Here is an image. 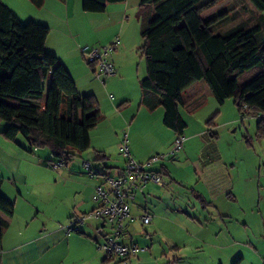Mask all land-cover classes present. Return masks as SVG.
I'll use <instances>...</instances> for the list:
<instances>
[{"label": "crops", "instance_id": "0c3cea01", "mask_svg": "<svg viewBox=\"0 0 264 264\" xmlns=\"http://www.w3.org/2000/svg\"><path fill=\"white\" fill-rule=\"evenodd\" d=\"M246 1L249 4L246 11H243L249 13L247 19L250 15L264 16V11L257 10L249 0ZM31 2L42 13L39 14V19L29 18L47 25L50 29L44 44L45 50L64 64L81 95H96L92 85L100 84L94 81L93 70L85 64L86 60L79 48L83 45L112 43L107 38L113 28L120 26V44L109 54V59L116 68V74L110 77L109 88L116 87V100L114 95L109 97L107 85L104 86L105 92L100 86L97 102L100 119L89 132V147L81 154L77 153L85 158L82 161H69L61 169L62 177L53 181L49 191L44 193L33 187L22 189L15 180L13 186L9 183L10 191L3 185V179L0 193L13 201L14 211L12 215L0 211V217L6 222L0 242V264H264V175L252 177L249 172L252 167L248 169L245 157L231 146L223 152L217 144L205 142V133L210 132L211 137L217 136L212 132V128L206 127L207 124L213 123H209L210 119L205 125L194 117L196 114L202 115L203 106L211 103V107H214L211 100H208L214 98L202 80L192 83L181 93V114L182 110L187 114L192 113L193 121L197 124L195 131L187 132L186 138L190 141L180 149V158L183 161H173L171 157H166L155 165L169 180V187L165 191H168L171 185L174 194L178 186L188 189L200 207L196 203L190 209L181 195H178V203L174 204L173 210L166 205V211H169V207L172 213L160 211L158 202L152 211L148 204L158 200L159 194L163 192L157 191V187L151 185L144 194L136 195L130 203V217L124 220L127 241L139 246L141 245L136 235H139L141 230L145 232L143 235H147V232H154L164 224L162 220H167L171 228V239L167 245L159 250L158 246L154 248L152 243L141 241L145 244L142 245L143 250L124 261H113L101 255L95 246L94 241L98 229L102 228V221L92 219L81 226L80 232L70 235L64 232L61 226L70 217L87 213L96 206L93 200L94 189L102 183L104 176L117 175L123 169V155L121 154L122 162L113 165L115 162L110 160L109 151L119 150L124 128L127 127L129 145L134 148L137 144L147 150L142 153L129 148L138 162H146L155 154L168 153L178 134L164 125V111L160 105L154 109L142 105L140 80L137 86L131 84L128 89L123 85L119 88L116 86V83L125 80L118 75L123 72L126 52H129L132 44L139 42L137 37L142 41L138 19L139 0L109 3L100 13L84 11L79 0ZM131 20L133 23L135 21L137 37L132 39L130 44L126 27ZM90 33H101L102 37L98 39L100 43H87ZM101 82L103 83L102 80ZM234 106L236 108L235 104ZM233 118H229L227 122ZM256 121L255 118V123ZM186 124L187 128L188 123ZM94 131L99 133L97 141L93 140ZM254 135L257 138L255 126ZM147 136H150L148 140H142ZM194 140L199 141V150L204 151L202 154L206 158L205 162L201 161V156L193 148ZM245 144L247 148H251L248 139ZM89 148L91 151H87ZM45 149L30 148V154L47 157L49 152ZM96 152L100 153V157H96ZM244 154L246 156V153ZM193 155H197V158H192ZM89 157L103 168H93ZM85 162L91 163L89 170L83 166ZM262 165L264 161L258 158V169ZM35 166L50 170L40 160ZM54 170L58 171L60 168ZM178 170L183 172L182 176L181 173L178 174ZM199 186L206 188L208 194L198 189ZM137 197L146 200L141 203L137 201ZM143 213L151 215L148 229L142 224ZM154 250L155 253L152 254Z\"/></svg>", "mask_w": 264, "mask_h": 264}, {"label": "trees", "instance_id": "16d2710c", "mask_svg": "<svg viewBox=\"0 0 264 264\" xmlns=\"http://www.w3.org/2000/svg\"><path fill=\"white\" fill-rule=\"evenodd\" d=\"M123 1L81 0V7L100 13L107 4ZM219 1L139 0V51L146 69L141 103L149 109L160 105L164 125L182 135L187 124L181 93L202 80L219 105L231 98L241 119L255 117V134L264 139V16L250 15L247 27L217 33L216 19L202 14ZM249 2L264 11V0ZM49 31L34 20L23 23L0 0V118L6 121L1 134L9 140L20 134L31 149L47 148L68 164L89 147L100 110L96 98L79 94L68 69L45 50ZM0 211H14V203L1 193ZM5 226L0 217V242Z\"/></svg>", "mask_w": 264, "mask_h": 264}, {"label": "rangeland", "instance_id": "374dc122", "mask_svg": "<svg viewBox=\"0 0 264 264\" xmlns=\"http://www.w3.org/2000/svg\"><path fill=\"white\" fill-rule=\"evenodd\" d=\"M4 4L9 6L15 14L18 16L20 21L23 23L28 22L30 19L29 17H35V19H39V14L42 13V11H38L36 6L30 1V0H2ZM81 3V0H79ZM249 3L246 0H220L217 5L212 7L211 9L207 10L206 12L203 13V16L206 17V19H209L213 17L216 19V21L212 23H216V27H214L215 32H221V33H228L234 29H238L241 27H247L248 24V19L247 16H249L248 12H244L243 10L246 11L247 5ZM35 21V20H34ZM134 24V29L133 28ZM110 29V28H109ZM126 35H127V40L132 43V39H135L137 37L136 34V27H135V21L131 20L129 22L128 27H126ZM120 26H117L111 30L110 36L107 39H110V42H113L116 38L119 39L120 41ZM85 37V36H82ZM102 37L101 33H90L88 35V39L86 40L87 43H94L98 44V39ZM137 40H139L138 43H134L130 46L129 52H126V60L123 62V72L122 74H119L118 76L124 77L125 80L123 82H118L116 83L117 88L119 86L123 85V87L127 88L133 84L134 86H137L139 83V80L144 78L146 75V69H145V58L144 56L141 55L139 48L142 44L141 39L137 37ZM94 41V42H92ZM105 41H107L105 39ZM66 42H69L66 40ZM120 43V42H119ZM69 45V43H68ZM109 58V54H108ZM85 64L87 65L88 68H91V66L84 61ZM94 67V66H93ZM93 79L95 82H98L100 86L104 88L105 85H107V93L110 97V95H114V98L116 100V87L115 89H110L109 88V80L110 77H105L102 78L103 83L101 80L97 79L95 74L93 73ZM112 77V76H111ZM123 79V78H122ZM105 82V83H104ZM100 86L94 84L92 85L93 91H96V95L92 93V95L96 98L97 102L99 99L100 95ZM105 92V88H104ZM211 100L212 104H214V107H211V103L203 106L201 113L196 114L194 117L198 118V121L201 123H204L206 125V121L209 119L212 120V124H207L206 127L212 128V132L216 134L217 137H211L210 132L205 133V142H213L217 144L221 150L224 152L225 150L228 149L229 146L232 147V149L237 150L240 152L242 156L245 157L246 161L248 162V169L252 167L249 172L252 177L258 178L259 176L264 175V165L259 166L258 169V158L259 160L264 161V141H262L260 138H256L254 135V126H255V118L254 117H246L244 119H241V116L239 115L237 111V107L235 108L233 104V100L231 98L225 99V101L222 104H217L215 103L214 99H208ZM208 112V113H207ZM192 113H186L184 110H182V115L183 118L186 120L188 123V127L184 131V139L182 142L181 148L184 147V144H187L188 138H186L187 132H193L197 128V124L193 121V116L191 115ZM234 117L232 121L227 122L229 118ZM202 118V119H201ZM6 121L0 118V184L3 182V179L5 180L3 185L6 186L8 189L11 191V186H13V181L15 180L20 184V187L24 189L25 187L27 188H36L40 192H47L51 189L54 180H59V177H62V172L60 170H54L50 165L49 162L53 161L56 162L59 159H56L53 157L52 153L46 148L45 150H48L49 155L47 157H43L40 155L33 156L30 154V147L25 139L24 136L18 135L14 140H9L6 139L2 134L1 131L4 130L6 127ZM93 129V128H92ZM122 132V137L123 138V133L126 135L127 133V127L124 128ZM91 131V129H90ZM93 135V140L97 141L99 140L98 136L99 133L98 131H94L92 133ZM97 136V138H95ZM183 136V135H182ZM127 137V136H126ZM150 136L142 138V140H148ZM213 138V139H211ZM129 138L127 137V144L129 148L132 150H137L140 152H147V150H143V148H140V145H135L134 148L129 145ZM248 139L251 144V148H247L245 141ZM193 148L197 152L199 156H201V161L205 162L206 158L204 157V151H200V144L199 141H193ZM180 148V149H181ZM178 150L170 159L173 161H177L180 159V161H183L182 158H180V151ZM87 151H91V148H89ZM86 151V154H88ZM130 151V150H129ZM111 157L110 160L114 161L115 164L113 165H119V162H122V156H121V150H112L110 149L109 151ZM246 153V156L245 154ZM81 154V153H80ZM131 156L133 157L132 152L130 151ZM91 154H89L90 156ZM85 158V156H81L78 154L73 155V160L76 161H82ZM192 158H197V155H193ZM90 161L92 162V166L94 167H101L92 159L89 157ZM42 161L44 165H47L48 169L45 168H37L35 164H37L38 161ZM255 162V164H253ZM13 163V164H12ZM27 163L28 166L25 164ZM124 164V162H123ZM124 166V165H123ZM247 169V170H248ZM258 171V172H257ZM181 173V175L179 174ZM178 174L180 176L183 175V172L181 170H178ZM64 175V174H63ZM58 177V178H57ZM167 181V186L165 187H159L156 186L155 184L148 183L146 186V189H149V186L153 185L157 188H155L159 192H163L162 194H159L160 198L153 203L148 204V207L152 209V211L156 208L157 202L159 204V209L162 212H167V213H172L171 210L174 208V204L178 203L177 199L178 195H181L182 199H184V202L186 205L192 209L193 204L196 205L198 204V201L196 200L195 197L191 194V191L188 189H183L181 187L176 188V194H174V189L171 188L168 191H165L169 187V180L166 178ZM10 183V184H9ZM27 185V186H25ZM198 189L204 190L206 192V188H201L199 186ZM185 190V191H184ZM145 193V191H144ZM184 193V194H183ZM207 193V192H206ZM183 194V196H182ZM208 194V193H207ZM142 195V194H140ZM139 196V195H138ZM146 199H143V197H137L138 202H144ZM188 200L190 202H188ZM177 201V202H176ZM13 202V201H12ZM166 205H168L171 210L168 207L169 211H166ZM200 207V205L198 204ZM155 212V211H154ZM69 220V219H68ZM67 220V222H68ZM67 222L64 224L66 225ZM161 226L158 227L154 232H147L149 237L145 234L143 230H139L140 233L139 235H136L137 241L140 243L141 247L142 245H145L141 241H147L148 244L152 243V245L158 246L159 250H161L162 246L167 245L168 240L171 239V228L169 226V223L167 220H162ZM149 226H147L145 229H148ZM150 231V230H149ZM76 233V232H73ZM72 233V234H73ZM151 238V240H150ZM138 245V244H137ZM161 245V246H159ZM96 246V245H95ZM97 249V248H96ZM98 250V249H97ZM98 252L103 255L99 250ZM155 253V250L152 251V254Z\"/></svg>", "mask_w": 264, "mask_h": 264}, {"label": "built area", "instance_id": "2783aa9c", "mask_svg": "<svg viewBox=\"0 0 264 264\" xmlns=\"http://www.w3.org/2000/svg\"><path fill=\"white\" fill-rule=\"evenodd\" d=\"M119 42L116 38L110 44L83 45L79 48L86 62L94 66L93 73L97 79L102 80L116 74V68L108 58V54L120 44ZM183 139L182 135H177L168 153L155 154L146 162H138L131 156L127 137L124 134L120 145L121 154L124 157L123 169L117 175L104 176L102 183L96 185L94 189L93 200L96 206L87 213L70 217L67 224L61 226L64 232L67 235L80 232L84 223L92 219L100 220L103 225L98 229L94 242L106 259L124 261L143 250L144 248L136 243L127 241L124 220L130 217V203L134 201L136 195L144 194L148 183L159 187L167 186L166 174L156 169L155 165L166 157H172L181 148ZM66 165L67 163L63 161H56L51 164V167L59 169ZM83 166L89 170L91 163L85 162ZM141 220L143 227L146 228L151 222V215L143 213Z\"/></svg>", "mask_w": 264, "mask_h": 264}]
</instances>
